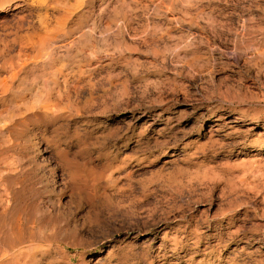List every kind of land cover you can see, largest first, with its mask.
<instances>
[{"label": "rangeland", "instance_id": "obj_1", "mask_svg": "<svg viewBox=\"0 0 264 264\" xmlns=\"http://www.w3.org/2000/svg\"><path fill=\"white\" fill-rule=\"evenodd\" d=\"M62 8L66 81L27 95L55 112L8 158L43 220L35 264H264V0H45L0 26V57ZM87 162L107 195L78 192Z\"/></svg>", "mask_w": 264, "mask_h": 264}, {"label": "bare ground", "instance_id": "obj_2", "mask_svg": "<svg viewBox=\"0 0 264 264\" xmlns=\"http://www.w3.org/2000/svg\"><path fill=\"white\" fill-rule=\"evenodd\" d=\"M34 4L41 7L45 0H0V26L7 18L27 11ZM68 12L67 8H62V13L52 16L53 19L48 16L40 18L39 25L47 28L44 31L47 32L45 34L47 37L42 36L36 42L32 34L20 35L14 39L15 45L7 54L1 53L0 264H35V252L42 246L40 242L44 238L43 220L40 216H33L36 213L32 214V210L27 211L32 186L26 184L24 168L19 162L8 158L11 143L17 145L26 140L19 135L26 123V116L28 120H32L40 118L43 114L52 115L55 112L54 104L44 97L34 98L32 95L34 105L29 106L27 95L38 83L47 86L61 78L63 82L66 81L65 73L68 69L60 58L69 56L71 46L76 45L81 38V30L75 31L65 25ZM52 20L55 22L54 25H51ZM64 37L67 38L61 43L55 40ZM36 145L37 141L30 143L33 158L38 156L39 149ZM255 148L257 151L261 149L260 146ZM88 163H84L82 170L73 177L78 192L88 199H92L98 193L107 195L100 187L104 172L97 171L93 166L87 165ZM248 184L240 180L233 187L249 188ZM260 186H264V181Z\"/></svg>", "mask_w": 264, "mask_h": 264}]
</instances>
